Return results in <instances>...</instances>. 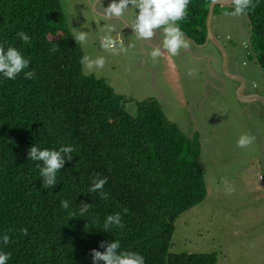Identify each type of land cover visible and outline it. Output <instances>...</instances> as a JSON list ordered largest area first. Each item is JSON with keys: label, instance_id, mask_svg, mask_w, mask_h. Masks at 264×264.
I'll return each instance as SVG.
<instances>
[{"label": "trees", "instance_id": "16d2710c", "mask_svg": "<svg viewBox=\"0 0 264 264\" xmlns=\"http://www.w3.org/2000/svg\"><path fill=\"white\" fill-rule=\"evenodd\" d=\"M212 1L191 0L179 22L197 45L205 42ZM254 3L245 14L248 55L264 72V0ZM218 7L226 8L216 6L214 15ZM73 37L60 0H0V43L17 48L30 60L25 71L36 73L0 79V235L10 237L0 247L11 253L8 264H92V250L114 240L146 264H217L215 253L170 252L177 219L207 196L199 142L154 99L129 112L106 80L83 72ZM33 145L77 148L53 188L42 186L38 162L27 158ZM97 175L108 179L107 200L88 193ZM81 203L92 206L89 213L72 217ZM117 212L123 227L106 232L105 218Z\"/></svg>", "mask_w": 264, "mask_h": 264}, {"label": "rangeland", "instance_id": "374dc122", "mask_svg": "<svg viewBox=\"0 0 264 264\" xmlns=\"http://www.w3.org/2000/svg\"><path fill=\"white\" fill-rule=\"evenodd\" d=\"M60 2L69 30L74 35L76 30L89 33L87 43L81 44L83 56H103L106 60L103 69L87 75L106 80L115 93L128 100L127 110L132 114L136 111V102L156 100L166 117L186 137L200 144L207 196L200 205L177 219L170 252L215 253L217 264H264V198L257 200L262 192L256 191L254 184L260 178V184L264 181L263 121L253 109L239 110L236 99L227 92L214 90L206 99V88L213 87L205 81L193 55L184 53L186 49L174 57L161 49V56L155 60L147 55V47L132 34L138 10L130 8L121 20L131 24V30L125 26L124 38L139 50L128 48L120 41L118 29L122 23L105 17L96 0ZM111 2L104 0L103 6L106 8ZM226 8L218 7L215 11L213 23L221 25L216 29L217 34L224 38L231 62L239 65L248 85L264 99L263 74L255 59L248 55L247 17H233L232 10ZM109 27L117 41L116 51L104 50L100 45ZM206 67L213 73L208 64ZM217 73L222 77L225 70L219 69ZM190 94L198 95V100L190 99ZM201 103L205 109L197 112L194 105L201 106ZM257 108L264 111V101L257 102ZM241 135L252 137V143L246 148L237 146Z\"/></svg>", "mask_w": 264, "mask_h": 264}, {"label": "clouds", "instance_id": "9594fccd", "mask_svg": "<svg viewBox=\"0 0 264 264\" xmlns=\"http://www.w3.org/2000/svg\"><path fill=\"white\" fill-rule=\"evenodd\" d=\"M258 2V0H257ZM96 3L102 8L105 17H123L130 9L136 11L133 24L136 34L144 39H151L156 35L157 30L164 33L161 48H156L151 52V57L155 60L160 57L164 49L170 56H177L182 49H187L189 44L184 32L181 31L179 22L188 15V6L191 0H112L108 7H104V0H96ZM254 0H233V10L230 15L240 17L247 14L250 8H254ZM111 27L105 30L101 38V48L107 51H116L117 41L112 36ZM18 36L25 43H30V37L25 32H19ZM79 44H86L89 39V33L82 30H76L73 37ZM106 60L103 56H92L85 54L80 64L83 66L86 74H91L96 70L103 69ZM30 60L26 58L17 48L0 43V79L15 80L22 72L25 79H34L35 71H25L29 68ZM252 143V137L241 135L237 141V146L246 148ZM77 151L72 145H64L57 148H40L33 145L28 152V160L37 163L39 174L43 178L42 186L45 188L57 185V174L64 168L66 161L73 159V153ZM108 183L107 177L97 175L88 189V193H97L100 199L107 200L109 194L104 191V186ZM227 184V181L224 182ZM231 191V189H229ZM61 207L65 210L70 209L71 204L68 200L60 201ZM92 208L87 203H81L76 211L70 212L72 217L77 215L84 216ZM125 214L127 209L124 210ZM113 226L123 227L122 215L117 212L108 215L104 221V229L107 230ZM23 234L27 235V229H23ZM10 237L7 234L0 235V245H7ZM100 248L103 252L93 249L91 252L92 264H146L145 258L135 251H122L119 240L112 242H101ZM11 253L6 252L0 247V264H8Z\"/></svg>", "mask_w": 264, "mask_h": 264}, {"label": "crops", "instance_id": "0c3cea01", "mask_svg": "<svg viewBox=\"0 0 264 264\" xmlns=\"http://www.w3.org/2000/svg\"><path fill=\"white\" fill-rule=\"evenodd\" d=\"M112 19L118 20V22L122 23L121 28L118 29L119 37L121 39L120 41H122L125 44V46L128 47V48H133V49L139 50V48H136L131 43H128L127 39H125L124 35H123L125 26H126V28L128 30H131V24H128V23L124 24V22L121 20V17L120 18L112 17ZM220 27H221V25L219 23L217 25H215L213 23V32L216 34L217 33L216 29H219ZM132 34H134L135 37L139 38V40H140V42H141V44L143 46L147 47L146 48V50L148 51L147 55H149V54L151 55V52L154 49L161 48L162 41H163V38H164V33L162 31H160V30H157L156 35L153 38H151V39H144V38L139 37L136 34V32L134 31V28H132ZM187 39L188 38L186 37V40ZM187 42H188L189 46L184 51V53L190 52L193 55V58L195 60L199 61L198 62V66H201V68H202V72H203V75H204L203 77L206 78L205 81L207 80V84H210V86H212L214 88V89L213 88L208 89L209 87L206 88L205 98L208 99L209 96H211L210 93H214V90L215 91H220V92H225V89H224V86H223L224 79H223V77H221L220 73L219 74L217 73V71L219 70V68L217 67V65H218L217 64V60H214L213 58H210V59L207 58L206 61H201V57L200 56H202V54L204 55V53H202L200 48L195 46V45H193L189 40H187ZM206 64H208L210 66L211 72H213V73L210 74L209 71H207L208 69L206 67ZM259 69H260V73L263 74V77H264L263 70L260 67H259ZM230 70L231 69H227V65H226L225 73H226L227 76H230L231 78H232V76L230 74L233 75V73L237 74L239 71L242 72L241 70H239V71L238 70H236V71L232 70L231 73H230ZM212 74H213V76H215V78H213ZM214 79H216V81ZM207 84H206V87L209 86ZM244 95H246V96L245 97L244 96H235V94H232L231 97L233 96L236 99L237 107L241 111H243L244 107H247V108L252 107L255 115L257 113L258 118L263 121V125H264V113H263L264 111L260 110L258 108L256 109V104L254 103L256 100H257V102L261 103V99L258 98V95H259L258 92L255 91L253 89V87H250L248 90L245 91ZM259 97H261V96L259 95ZM197 98H198V95H196V94L195 95H191L190 94V99H197ZM204 106H205L204 103H201V106H198L196 104L194 105V107H196V109H197L196 110L197 112L204 110L205 109ZM222 112L226 113V111L223 110V109H222ZM227 137H228V135H227ZM214 162L217 163L219 161H214ZM244 172H247V173L250 174V171L248 169H244ZM259 180H261V178L256 180V182L254 183V184H256V186H255L256 191H258L259 193L262 192V195L260 197H258L257 200H261V199L264 198V193H263L264 192V181L262 182V184H260Z\"/></svg>", "mask_w": 264, "mask_h": 264}, {"label": "water", "instance_id": "95a60500", "mask_svg": "<svg viewBox=\"0 0 264 264\" xmlns=\"http://www.w3.org/2000/svg\"><path fill=\"white\" fill-rule=\"evenodd\" d=\"M216 6L231 8V7H233V0H213L210 3L209 8H208V15H207V19H206L207 34H206V39H205L204 45L199 46V45L195 44V42L193 40H191V39H187V40H189L193 45L199 47L200 49L202 47H206L209 43H211L213 46H215L217 49H219V51L222 53V55L224 57V65L226 67V65H227V53L224 50L223 45L217 40V38L215 37L214 32H213L214 9ZM250 30H251V27H249V31ZM196 62L198 65L199 61L196 60ZM230 81H234V83L237 81L236 83H238V85L239 84L240 85H239V87H236V85H234L232 83H228L224 87L225 92L229 93L230 96L232 94H235V96H244L245 97L243 92H245L248 89H245V84H244L243 79L239 78L238 80H236L232 77V78H230ZM258 98L261 99V101H264V99L262 97H259V95H258ZM254 103L256 104L257 100ZM256 115H257V113H256Z\"/></svg>", "mask_w": 264, "mask_h": 264}, {"label": "flooded vegetation", "instance_id": "af4514ba", "mask_svg": "<svg viewBox=\"0 0 264 264\" xmlns=\"http://www.w3.org/2000/svg\"><path fill=\"white\" fill-rule=\"evenodd\" d=\"M216 34L214 33L215 37L223 45V48H224V50L227 53V69H231L230 73H231L232 70H235V71L238 70L239 71V65L231 62V55L229 54V51H228V49L226 47L225 42H223L224 38L222 39L221 36H219L218 34L216 35ZM204 43L199 45V46L204 45ZM201 49L200 50L202 51V53H204V55L202 54V56H200L201 57V61H206L207 58L208 59L213 58L214 60H217V64H218L217 67L220 70H222V68L225 70L224 57H223V55L220 54L219 49H217L211 43H209L206 47H202ZM199 68L202 70L201 66H199ZM202 74H203V72H202ZM225 75H226V73H225ZM225 75L222 74V77L224 79V81H223V86L224 87H225V85H227L228 82L236 85V87H239L240 84L238 85V83H236L237 81L234 83V81H230V78H231L230 76H227V75L225 76ZM230 75L236 80H238L239 78H242L243 81H244V84H245V89H249L251 87L250 85H248V82H247V79H246L247 77L244 76L242 72L239 71L237 74L233 73V75L232 74H230ZM244 94H245V92H244ZM250 109H252V107H250Z\"/></svg>", "mask_w": 264, "mask_h": 264}]
</instances>
